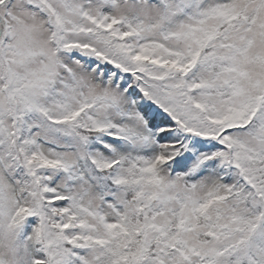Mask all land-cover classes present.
<instances>
[{"label":"snow or ice","instance_id":"snow-or-ice-1","mask_svg":"<svg viewBox=\"0 0 264 264\" xmlns=\"http://www.w3.org/2000/svg\"><path fill=\"white\" fill-rule=\"evenodd\" d=\"M0 264H264V0H0Z\"/></svg>","mask_w":264,"mask_h":264}]
</instances>
